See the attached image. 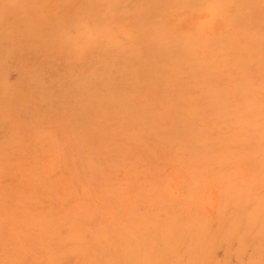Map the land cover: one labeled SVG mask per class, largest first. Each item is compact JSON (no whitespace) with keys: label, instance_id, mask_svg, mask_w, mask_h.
<instances>
[{"label":"rangeland","instance_id":"obj_1","mask_svg":"<svg viewBox=\"0 0 264 264\" xmlns=\"http://www.w3.org/2000/svg\"><path fill=\"white\" fill-rule=\"evenodd\" d=\"M0 264H264V0H0Z\"/></svg>","mask_w":264,"mask_h":264}]
</instances>
